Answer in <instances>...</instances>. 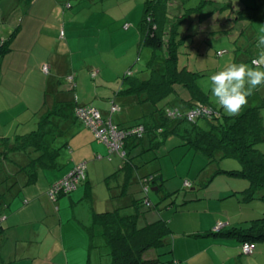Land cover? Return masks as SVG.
Wrapping results in <instances>:
<instances>
[{"label": "trees", "instance_id": "trees-1", "mask_svg": "<svg viewBox=\"0 0 264 264\" xmlns=\"http://www.w3.org/2000/svg\"><path fill=\"white\" fill-rule=\"evenodd\" d=\"M26 1L30 3L33 0ZM79 1L84 5L91 2L77 0ZM186 2L187 0H144L136 28L139 35L138 47L148 48L152 53L145 67L146 75L139 78L131 72L125 74L117 83L114 98L108 102L109 106L110 102L117 104L119 112L121 104H124L120 100L130 104L146 102L153 109L150 114L133 121L130 126L114 124L113 114L110 116L111 122L122 130H130L139 125L143 127L139 137L126 138L121 166L106 179L108 196L113 205L109 203L105 211L92 213V224L100 229L111 257L110 264H167L171 261L167 258L172 253L171 230L167 220L162 219L159 213L172 209V205L165 204L166 201L155 205L150 199V193L158 192L165 180L159 171L141 176L137 172L138 168L150 161L169 154L170 151L162 153L160 149L170 135L181 137V146L206 159V165L200 174L205 167L222 159L236 160L240 165L239 169H213L211 179L222 175L243 179L248 182V187L240 194L242 196L239 199L248 203L253 200L264 203V98L262 104L252 106L248 103L240 115L232 117L226 115L219 106L210 105L207 93L198 82L205 77L204 70L197 69L194 63L201 55V47L206 45L209 35L217 31L218 24L201 17L203 9L213 1L200 0L194 8H186ZM96 4L98 5L95 3L91 6L95 8ZM66 5L71 8L69 3ZM96 9L105 11L106 8L98 5ZM238 15L243 17L242 13ZM5 22L6 18L0 12V24ZM19 27L9 25L10 30L15 28L9 41L17 34ZM6 43L7 41L0 44L1 54L9 50H3ZM67 82L71 84L70 81ZM58 85L60 87L61 82ZM259 91L255 93L261 96ZM62 92L65 90L62 89ZM71 103V100L63 99L57 101L52 110L44 107L37 115L34 130L15 135L13 139L0 138V227L12 199L11 190L18 185L16 176L25 173L32 180V169L43 161H47L46 165L50 168L56 167L61 149L75 138L79 127H86L75 116V110L81 106L75 105L74 112H68L65 116L58 113L59 109L67 108ZM195 107H205L211 113L187 119L186 114ZM183 124H187L188 128H181ZM259 147H263V151ZM143 153H146L144 158L137 163L135 158ZM150 153L152 154L149 155ZM16 155L24 158L25 163H18ZM147 184L150 189L145 193L144 187ZM191 186L190 183L186 184L188 194H185L182 206L188 201H201L205 198L201 191L191 192ZM67 195L69 193L59 195L56 200ZM165 198L166 196L160 201ZM146 200L150 206H146ZM226 200L227 198L222 199ZM248 224L245 228L220 229L208 232L207 235L241 243L264 242V213Z\"/></svg>", "mask_w": 264, "mask_h": 264}, {"label": "crops", "instance_id": "crops-1", "mask_svg": "<svg viewBox=\"0 0 264 264\" xmlns=\"http://www.w3.org/2000/svg\"><path fill=\"white\" fill-rule=\"evenodd\" d=\"M76 1L33 0L29 3L26 11L22 13L19 33L14 39L16 40L22 32H25L16 47L21 50L18 53H22L19 63H15L14 49H9V53L0 60L2 74L0 82V138L13 139L15 135H18L17 132L21 126L27 122L35 126V129L39 112L44 107L52 110L54 104L63 99H69L72 103L71 106L57 111L62 116L67 115L68 112H74L75 105H89L100 110L103 114L107 113V107L109 108L107 102L108 106L106 107H104L103 101H99L101 104L94 106L92 99L87 103L83 100L82 94L74 92L77 87L78 77L76 76L78 72L82 71L85 63L83 64L82 61L74 63V50L71 49V44L76 40L74 36L77 32L98 30L102 25L100 23L105 20L104 17L112 18L106 15L108 10L106 2L109 5L117 6L118 4L123 5L127 0H91L90 3L82 6L84 11L67 12ZM67 3L71 5V8L66 5ZM95 3L106 8L105 11L96 9L97 4L95 8L91 6ZM222 9V7L218 8L220 13L214 18L213 16L206 17L208 13H201V17L209 18L210 22L219 25ZM76 16H82V21H77ZM238 16L236 11L235 15H230L228 20L234 25L231 30L233 31L235 28L236 32H240L241 35V31L236 26L240 27L242 24L239 21L247 17L243 14V17ZM51 18L54 20L52 21ZM15 20L17 23L18 18ZM125 23L127 21L123 24ZM119 25L120 21L117 27ZM123 26L120 25L119 29ZM61 32L65 39H61ZM133 35L135 42L139 41L137 28L134 29ZM251 44L255 46L250 43L243 47L245 52ZM37 46L40 47L41 52L36 51ZM12 47L15 46L11 45ZM35 56H41L40 59H36L39 79H42L44 74L42 68L48 66L49 69V73L45 74L47 76L43 77L44 80L37 84H33L34 81L30 78L33 68L28 67L30 58ZM251 59L252 57L249 60ZM3 67H5L4 72L2 71ZM86 71L90 72L91 77V73L96 74L98 70L88 67ZM59 82H61L60 87ZM62 89L66 93L62 92ZM259 90L261 96H258L257 93L254 95L257 94L259 97L257 101L262 104L264 87ZM109 99L111 98H108V102ZM117 103L119 104V102ZM248 103L250 104L249 99ZM133 104H137V102ZM56 106L58 107V105ZM21 121L23 123H20ZM112 122L123 126L129 124L128 121L118 116L115 119L112 117ZM82 128L83 126H81V130ZM27 129L28 127L24 130L25 133H28ZM81 130H78L75 138L61 149L56 159V167L50 168L46 165L47 161H43L32 169L34 180H30L25 173L17 175L18 185L11 190L12 199L0 227L2 228V231L0 230V264L111 263V257L105 247L100 229L92 224V213L105 208L108 198L106 179L117 169L111 171L110 168L105 167L100 170V165L95 163H101L105 158L110 159L111 156L102 147L103 145L93 139L96 142V144L94 141L92 142L96 145L94 147L88 132L84 134L81 133ZM92 152L91 160L94 162H88ZM16 160L18 163H25L24 158L21 159L20 155H16ZM81 162H86L87 177L85 182L71 191L69 195L61 196L53 202L49 200L46 194L50 186ZM9 171L11 174V168ZM213 172L214 170L211 169L209 172L199 174L196 179L198 185L193 183L189 189L191 192L201 191L200 193L206 199L188 201L189 203L186 202L180 209H175L171 203L172 209L160 211V217L167 220L171 230L172 253L167 257L171 260L167 264H246L244 256L248 255L241 252V242L232 239L222 240L207 234L213 232L217 225H221L223 230L240 227L241 223H249L253 219L261 217L263 213L251 210L245 216L243 215L244 207L248 206L249 208L252 205V202L248 203L239 199L240 194L246 190L248 185L243 189H238L232 182L226 180L230 187L228 185L214 187V190H211L213 183L221 177L217 176L211 179ZM39 182H42V185H39ZM152 190L154 191L153 188ZM223 198H227V200L222 201ZM168 211L175 214L198 215L196 218L200 220V226L197 233L189 237L186 236L185 240L177 245L174 232L169 225ZM183 221L184 218L181 216L179 224H182ZM172 228L176 230L175 227ZM255 245V250L251 255L264 250V242L255 243Z\"/></svg>", "mask_w": 264, "mask_h": 264}, {"label": "rangeland", "instance_id": "rangeland-1", "mask_svg": "<svg viewBox=\"0 0 264 264\" xmlns=\"http://www.w3.org/2000/svg\"><path fill=\"white\" fill-rule=\"evenodd\" d=\"M112 1V0H110ZM213 2L209 3L202 11L203 13H208L209 17L213 18L218 16L220 11L219 7H222L219 25L216 27L217 31H213L209 35L206 45H202L201 55L196 59L194 65L199 70H204L205 77L201 78L198 82L199 85L208 95V101L210 105L219 106L214 102V98L211 97L208 91L210 75L215 72L222 70V68L228 63H249L250 57H254L257 54V49L252 44L249 49L245 52L243 47L250 43L256 44V38L259 32V27L264 25V0H212ZM144 0H127L123 5L113 6L112 4L108 6L106 15L112 17L111 19L103 20L100 24L101 27L98 30L91 31H79L74 37L76 40L72 41L71 49L74 50V63L81 62L85 66L82 71L78 72L77 76V87L74 92L82 94L84 96V101L88 103L92 99L94 106L101 104L99 101L104 102V107L108 106V98H114L113 93L116 92L117 83L120 82V79L124 77L125 74L131 72L133 76L143 77L146 75L145 67L148 61L151 58V50L148 48H139L138 40L135 42L133 31L136 28L142 13V5ZM200 0H187L185 7L194 8L198 5ZM29 5V2L26 0H0V12L3 17L6 18L4 24H0V44L7 41L6 46L3 50L14 49L15 50V63H19V58L22 56L21 51L17 47V43L24 37L25 32H22L16 40L15 37L17 34L9 41L11 33L15 28L9 29V25L16 26L20 25L22 13H24ZM73 7L67 12H76L77 10L84 11L81 1L75 2L72 5ZM236 11L240 14L242 13L247 18H242L239 22L242 24L240 27L236 26L241 35L236 32L233 23L228 20L230 15H235ZM205 16V15H203ZM82 16H76L77 21L81 22ZM18 18V22L16 20ZM203 18V17H202ZM209 18L205 19L208 20ZM53 21L54 18H51ZM235 21V19H233ZM124 25L123 28L117 27V25ZM125 21L127 23L123 24ZM210 22V19L209 21ZM14 23V24H11ZM20 29V27H19ZM215 29V28H214ZM130 30V31H129ZM131 32V33H130ZM190 33H193L192 31ZM61 39H65L62 37ZM11 45L15 46L11 48ZM3 48V47H2ZM2 50V51H3ZM40 47H36V51H40ZM41 52V51H40ZM218 52V53H217ZM0 53L2 58L5 54L9 53V50L5 53ZM41 56L31 57L28 67L33 68L30 73V78L34 81L33 84H37L44 80L45 73L43 74L42 79H39L38 76V62L36 59H40ZM0 58V60L2 59ZM8 60V59H6ZM7 62V61H6ZM48 67V66H47ZM88 67L92 70H98L96 72V77L92 79L90 77V72H87ZM43 69V68H42ZM2 71H5V67L2 68ZM2 74L0 71V82ZM259 96V95H258ZM256 95H253L249 98L250 105L256 106L260 102L257 101L259 98ZM103 99V100H101ZM107 102V103H106ZM117 102L119 100L117 99ZM121 103V111L117 112L112 117L115 119L117 116L123 120L128 121L129 124L126 126L133 125L134 120L143 117V115L150 114L152 112V106L146 102L140 104L133 103ZM258 102V103H257ZM108 109V107H107ZM262 117L264 121V109L262 110ZM31 121V120H30ZM20 123H23L21 121ZM17 126V125H16ZM15 126V127H16ZM14 127V128H15ZM26 132H29L34 129L35 126L25 123L24 126H21V129L18 130L17 134L21 135ZM188 128L187 124H183L181 128ZM81 130V127L78 129ZM88 132L89 138L94 141L92 131L86 127H83L81 133L86 134ZM95 142V141H94ZM182 138L177 135H170L166 142L160 149V152L164 153L165 151L169 154L161 156L158 159L150 161L145 166L137 169L138 174L147 175L150 173H155L159 171L162 174L163 187L159 189L158 192H151L150 199L155 205H160L162 202L165 204L173 203L175 209H180L184 203L186 192V184L196 183L198 185L197 176L200 174L201 169L206 165V159L202 158L200 155L195 154L192 150H188L186 147L181 146ZM96 144V142H95ZM95 144H92L96 147ZM107 152L108 149L103 145L102 146ZM174 147V148H173ZM140 148V147H139ZM143 148V147H142ZM141 148V149H142ZM263 151V147H259ZM138 151V150H136ZM141 151H138V153ZM76 153V152H75ZM146 153H143L135 158L137 163H140V160L144 158ZM150 153L149 155H151ZM93 152L91 153L92 159ZM88 162H94L93 160ZM122 159L117 154H112L110 159L103 160L99 164L101 168H110L111 171L118 169L121 166ZM222 168L225 170L230 169H239V163L234 159H222L218 163H213L211 166L205 167L204 172H209L211 169ZM87 174V173H86ZM18 180V176L16 178ZM196 180V181H195ZM221 180V181H220ZM229 180L232 184L238 189L245 188L248 184L247 181L240 178L224 177L223 175L220 179H217L215 183L211 186V190H214V187H230L229 183L226 181ZM59 181V180H58ZM39 185H42V182H39ZM109 195V192H108ZM166 196L165 199L161 200ZM242 196V195H240ZM53 202V201H52ZM252 205L245 206L244 216L251 212V210H257L259 213H264V203L259 200L251 201ZM113 205V202L110 201L109 196L105 202L106 206L99 212H103L107 209L108 204ZM248 208V210H246ZM7 210V209H6ZM170 228L174 232V239L179 245L182 243L186 236L194 235L198 231L200 226V220L196 218V214H175L174 212H167ZM181 216L184 218L183 223L179 224ZM205 223V222H204ZM248 223H241L240 227H248ZM172 227H175L176 230H173ZM152 255L153 256V251ZM246 258V264H264V250H261V253L256 252L254 255L244 256Z\"/></svg>", "mask_w": 264, "mask_h": 264}, {"label": "built area", "instance_id": "built-area-1", "mask_svg": "<svg viewBox=\"0 0 264 264\" xmlns=\"http://www.w3.org/2000/svg\"><path fill=\"white\" fill-rule=\"evenodd\" d=\"M63 36V32H61V37ZM42 71L45 74L49 73V69L47 66H44ZM95 73H91V77H95ZM72 79V78H71ZM119 111V107L117 104L110 102L109 112L103 114L100 110L89 107V106H81L75 110V116L82 121L83 125L90 129L93 134L96 142L104 145L108 149V155L117 154L121 158L125 155V140L130 136H140L143 132V127L141 125L134 126L130 128V130H122L117 125H114L111 122L110 116ZM211 112L205 107H195L188 111L187 119L192 120L197 118L198 116ZM180 116V115H179ZM151 178L149 177L148 180ZM86 180V163L81 162L75 165L72 170L61 178L59 181L55 182L49 191L47 192V197L51 201H55L59 195L68 194L77 188L80 184L85 182ZM150 189L147 184L144 187V192L147 193ZM146 206H150V203L145 201ZM222 229L221 225H217L214 228V231H218ZM255 243L253 242H242L240 244L241 252L244 255H251L255 250Z\"/></svg>", "mask_w": 264, "mask_h": 264}, {"label": "clouds", "instance_id": "clouds-1", "mask_svg": "<svg viewBox=\"0 0 264 264\" xmlns=\"http://www.w3.org/2000/svg\"><path fill=\"white\" fill-rule=\"evenodd\" d=\"M257 54L249 63H228L208 78V91L214 102L230 117L238 116L248 98L264 87V25L259 27Z\"/></svg>", "mask_w": 264, "mask_h": 264}, {"label": "water", "instance_id": "water-1", "mask_svg": "<svg viewBox=\"0 0 264 264\" xmlns=\"http://www.w3.org/2000/svg\"><path fill=\"white\" fill-rule=\"evenodd\" d=\"M155 191V190H154Z\"/></svg>", "mask_w": 264, "mask_h": 264}]
</instances>
